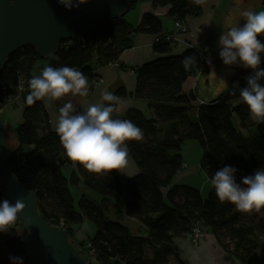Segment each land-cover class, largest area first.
<instances>
[{
  "label": "trees",
  "instance_id": "16d2710c",
  "mask_svg": "<svg viewBox=\"0 0 264 264\" xmlns=\"http://www.w3.org/2000/svg\"><path fill=\"white\" fill-rule=\"evenodd\" d=\"M133 6L128 5L119 18L95 26L82 42L60 41L56 52L46 58L30 47L8 56L0 72V106L7 97L16 95L24 104L22 123L11 126L16 146L9 148L8 169L26 191L34 194L44 222L64 228L68 241L81 252L89 244L87 255H82L89 264H169L170 260L183 264L172 239L187 236L193 227L209 230L220 248L239 264H251L264 249V208L242 213L230 203H221L212 186L203 199L197 189L172 184L182 168L180 150L187 140L199 143V167L209 182L225 166L237 169L234 178L238 184L264 169V123L250 119L239 95L250 69L236 65L226 90L193 108L195 96L193 92L183 93V85L189 78L208 73L200 52L187 48L170 55L171 44L164 39L154 43L153 51L167 56L133 69L135 88L131 94L124 89L112 93L119 99L129 96L146 102L152 114L146 119L130 109L120 117L115 113L117 102L112 105L113 118L131 120L144 134L142 140L127 143L138 173L125 183L117 171L96 175L78 164L71 168L56 132L50 129L43 104L25 103L36 63L76 68L88 78L90 93L95 71L114 64L131 47L132 34L160 35L162 22L152 14H144L136 27L126 22L124 16ZM153 6L168 7L166 16L183 24L188 18L200 16L202 10V5H194L191 0H153ZM259 38L264 41V36ZM185 56L197 60L189 70L181 63ZM261 59L260 68L264 69V53ZM191 109L196 112L195 121L188 117ZM78 187L83 191H77ZM86 191L96 195L97 202ZM116 200L121 201L122 208L114 203ZM110 209L114 220L107 214ZM124 217L137 221L145 234H132L120 223ZM85 222L95 227L94 235L73 242L74 231ZM20 234L18 219L8 232H0V264H14L10 257L22 258V264H28ZM90 249L93 253L89 256Z\"/></svg>",
  "mask_w": 264,
  "mask_h": 264
},
{
  "label": "clouds",
  "instance_id": "9594fccd",
  "mask_svg": "<svg viewBox=\"0 0 264 264\" xmlns=\"http://www.w3.org/2000/svg\"><path fill=\"white\" fill-rule=\"evenodd\" d=\"M66 9L78 6L73 0H58ZM80 4L85 0H78ZM194 5H204L207 0H191ZM242 24L231 25L219 36V57L224 65H237L250 69L246 86L240 88V98L247 106L250 119L264 123V69L260 68L264 53V10H245L241 13ZM179 26V25H178ZM58 59V57H53ZM189 70L197 63L195 56H185L181 61ZM27 105L36 101H58L71 95L87 97L88 78L70 66L53 67L45 65L38 75L28 81ZM118 97L105 90L101 102L88 104L77 112L73 103L67 102L59 108L55 132L66 158L88 173L108 175L121 172L128 165L127 143L143 139V131L131 120L113 118L114 102ZM104 102H107L105 104ZM236 168L225 166L210 178L217 199L232 204L242 213L259 212L264 208V169L244 177L238 184L234 178ZM25 204L22 198L15 203L7 199L0 202V232H8L15 224ZM14 264H22V258L10 257Z\"/></svg>",
  "mask_w": 264,
  "mask_h": 264
},
{
  "label": "water",
  "instance_id": "95a60500",
  "mask_svg": "<svg viewBox=\"0 0 264 264\" xmlns=\"http://www.w3.org/2000/svg\"><path fill=\"white\" fill-rule=\"evenodd\" d=\"M139 1L85 0L80 4L73 0L78 6L66 9L58 0H0V72L12 52L30 47L46 58L56 52L60 41L82 42L95 26L119 18L128 5ZM256 1L239 0L232 25L240 24L241 13ZM219 51L209 52L216 81L229 66L224 65ZM15 146L0 114V197L13 204L17 198L23 199L19 242L28 264H89L81 250L68 241L64 228L44 222L34 194L26 191L8 169L10 149Z\"/></svg>",
  "mask_w": 264,
  "mask_h": 264
},
{
  "label": "crops",
  "instance_id": "0c3cea01",
  "mask_svg": "<svg viewBox=\"0 0 264 264\" xmlns=\"http://www.w3.org/2000/svg\"><path fill=\"white\" fill-rule=\"evenodd\" d=\"M235 1L236 0H207L206 4L201 7L202 10L200 16L197 18L186 19L184 22L186 31L184 33L177 32L174 27V20L166 16L168 7H154L153 0H141L137 2L126 13L124 19L132 27H136L144 14H152L158 17L162 22V34L173 37L172 51L170 55L180 54L187 48H196L205 61L206 57H209L210 51L219 48V36L222 32L226 31L224 24L225 20L223 17L224 15L228 16L226 15L228 9L231 6H234ZM259 1L262 3L264 2L263 0ZM130 40L131 47L124 50L114 64L98 68L95 71L96 79L94 80V86L87 97H73L68 95L58 101H52L51 103L40 101L48 115L49 126L53 132H55V123L59 108L65 103L71 102L76 110L81 109L83 111L88 104L101 102L102 93L105 90L113 93L118 89H124L126 94H131L135 88V74L133 69L158 58L167 56L153 51L154 35L135 33L130 36ZM199 77L200 75L189 78L183 85V93L193 92L196 100H199L201 103H206L205 100L199 99L200 97L194 93L195 85L198 82ZM196 100L192 102V106L193 104H196ZM22 103L20 97V113L16 108L11 107L10 105H3L0 108L1 116L4 119H6V117L11 118L12 112L14 114L17 112L15 122L16 124H21L23 113ZM130 109L139 111L146 119L152 117L151 111L146 102L136 100L129 96L118 100L115 106V113L122 117ZM48 110L51 112H48ZM194 115H196L195 111ZM4 119V124H7ZM8 125L10 127L13 126L11 123H8ZM74 166L75 163L72 162L71 168H74ZM65 170L67 173L69 168H66ZM118 173L123 183L138 173V170L129 155L127 167ZM76 190L81 191L82 189L78 187ZM112 219L114 220V218ZM120 223L126 226L134 235L145 234L142 226L133 219L124 217L121 219ZM131 225L134 227L133 230H131ZM83 227V233L87 234L90 232L86 226V222L82 225V229ZM82 229L80 228L81 231ZM201 231L204 233V237L197 242V245L192 244L188 236L172 239L174 250L183 264H239L238 261L220 248L213 234L209 230L204 229Z\"/></svg>",
  "mask_w": 264,
  "mask_h": 264
},
{
  "label": "rangeland",
  "instance_id": "374dc122",
  "mask_svg": "<svg viewBox=\"0 0 264 264\" xmlns=\"http://www.w3.org/2000/svg\"><path fill=\"white\" fill-rule=\"evenodd\" d=\"M238 1L239 0H236L234 3V6L229 7L228 12L226 14L228 16L224 15V17H223V19L225 20L224 24H225L226 30L233 24V16L239 11ZM247 10H253V11L264 10V2L262 3L259 0L256 2H253L252 4H250L248 6ZM242 23H243V17L241 16L240 24H242ZM205 63H206V66L208 68V73L206 75H200L198 82L195 85L194 93H196V95L198 97H200L199 99H203L207 102L209 100L210 101L213 100L221 92L226 90L228 83H229V80L231 78V75L233 73V69L236 65H229L228 69L222 73L221 79L216 81V73L214 72L213 68L210 65V57H206ZM43 66H44V63H42V62L36 63L35 75H38V70L43 68ZM21 92H23V91H21ZM18 94H20V91ZM15 97L16 98H14V97L8 98L7 97L5 100V103H3V105H10L11 107L16 108V110L20 113V96L17 97V95H16ZM199 104H203V103L199 102V100H196V104H193V108L197 107ZM2 106H0V108ZM22 108H24V104H23ZM192 110L193 109H191V111L188 112V117L191 119V121H195L194 111H192ZM48 112H51V111L48 110ZM16 118H17V112H15V114L12 112L11 118H9V117H6V119L3 118L4 121L7 123V124H4L5 129L8 130L12 135H13V128L10 127L8 125V123H11V125L12 124L15 125L16 124V122H15ZM235 125L239 131H242V129L240 128V126L238 125L237 122H235ZM13 138H14V136H13ZM14 142H15V139H14ZM180 155L182 158L183 165H182L180 172L174 178L173 184L178 185V186H180V185L189 186V187H192L194 189H197L200 192V195L202 196V198L205 199L208 195L211 184L206 179L205 175L203 174V172L201 171V169L199 167V160H200L201 155H202V150H201L199 143L194 141V140L185 141L183 146L181 147ZM72 192L74 193V190ZM86 192L90 196V198L94 199V201L97 202L96 201L97 200L96 195H94L93 193H91L89 191H86ZM114 203L119 208H122L121 201L116 200V201H114ZM107 214L110 218H113L111 209H110V211H108ZM86 226L90 232L87 234L83 233L84 227L82 229V226H80L78 228L79 230L74 231V234L71 238V240H73V242H75V243L83 242L88 238V236L91 237L94 235L95 227L89 222H86ZM80 228L82 229V231L80 230ZM131 228L130 229L133 230L134 227L131 225ZM86 252L87 251L84 248H82V255L83 256L87 255ZM169 264H173V261L170 260ZM251 264H264V249L260 250L257 253L256 258L254 259V261Z\"/></svg>",
  "mask_w": 264,
  "mask_h": 264
},
{
  "label": "built area",
  "instance_id": "2783aa9c",
  "mask_svg": "<svg viewBox=\"0 0 264 264\" xmlns=\"http://www.w3.org/2000/svg\"><path fill=\"white\" fill-rule=\"evenodd\" d=\"M174 27H175L176 31L179 32V33H184L186 31V28H185L184 24L179 22V21H175L174 22ZM160 39H164L165 42H168L172 46V41H173V37L172 36L165 35V34H162V33L160 35H155L154 36V43L158 42ZM187 236L189 237V239L192 242V244L197 245V242L199 240L203 239L204 233L198 227H193L191 229L190 233ZM89 248H90V246H89V244H87L85 246L86 251ZM92 253H93V251L90 249L88 255L90 256V255H92ZM92 263L93 262H91V264Z\"/></svg>",
  "mask_w": 264,
  "mask_h": 264
}]
</instances>
